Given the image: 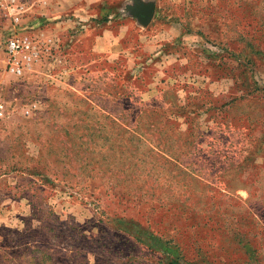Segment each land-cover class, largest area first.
<instances>
[{"label": "rangeland", "instance_id": "rangeland-1", "mask_svg": "<svg viewBox=\"0 0 264 264\" xmlns=\"http://www.w3.org/2000/svg\"><path fill=\"white\" fill-rule=\"evenodd\" d=\"M143 1L17 26L51 42L0 69V264H264V0Z\"/></svg>", "mask_w": 264, "mask_h": 264}, {"label": "built area", "instance_id": "built-area-1", "mask_svg": "<svg viewBox=\"0 0 264 264\" xmlns=\"http://www.w3.org/2000/svg\"><path fill=\"white\" fill-rule=\"evenodd\" d=\"M0 0V12L6 11L11 18L8 37L0 34V69H4L10 74L21 76L32 70L33 65L39 61L44 50L49 49L51 39L45 43L33 38L31 34L22 33L17 28L22 23L27 11L39 4H44L47 0ZM2 23L0 21V27ZM5 106L0 102V117L4 116Z\"/></svg>", "mask_w": 264, "mask_h": 264}, {"label": "crops", "instance_id": "crops-1", "mask_svg": "<svg viewBox=\"0 0 264 264\" xmlns=\"http://www.w3.org/2000/svg\"><path fill=\"white\" fill-rule=\"evenodd\" d=\"M102 35L98 36V38L101 37L103 39H95L96 51L98 54H105L107 58L114 59L116 54L121 53V48H123L121 43L123 41L122 39H114L116 37L112 32L104 34L103 37Z\"/></svg>", "mask_w": 264, "mask_h": 264}, {"label": "water", "instance_id": "water-1", "mask_svg": "<svg viewBox=\"0 0 264 264\" xmlns=\"http://www.w3.org/2000/svg\"><path fill=\"white\" fill-rule=\"evenodd\" d=\"M133 5H128V9L135 15L143 25H148L155 14L156 5L153 1L133 0Z\"/></svg>", "mask_w": 264, "mask_h": 264}]
</instances>
